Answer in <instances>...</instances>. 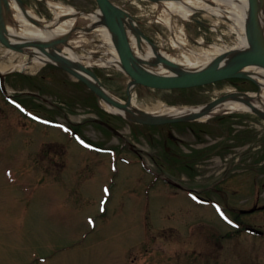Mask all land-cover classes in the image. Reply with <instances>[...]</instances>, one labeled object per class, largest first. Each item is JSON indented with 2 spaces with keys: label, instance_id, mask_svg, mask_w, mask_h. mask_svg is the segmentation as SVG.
I'll return each instance as SVG.
<instances>
[{
  "label": "rangeland",
  "instance_id": "obj_1",
  "mask_svg": "<svg viewBox=\"0 0 264 264\" xmlns=\"http://www.w3.org/2000/svg\"><path fill=\"white\" fill-rule=\"evenodd\" d=\"M25 1L26 7L42 19L49 21L55 18V12L45 0ZM55 1L78 11L98 8L95 0ZM113 1L126 8L145 33L168 54H188V50L175 40V35L197 51H211L215 43L239 47L238 34L231 29V22L223 21L207 11L199 10L191 19H185L181 16L172 17L166 12L161 14L156 1ZM33 4L39 6V10ZM168 18L176 24V34L166 23ZM101 42L102 36L95 27L88 35L73 39L71 45L81 54L92 52L96 56L106 57L107 47ZM33 59L34 56H27L26 51L12 50L0 43V62L29 63L24 69L5 71H13L6 82L8 90L25 107L18 109L10 105L0 91V264H264V235L248 233L244 229L238 236H212L207 225L210 222L200 223L196 210H201L207 216L204 206H187L180 195L168 198L165 193H161L160 188L165 185L155 178L156 161L153 158L146 153L144 158H140L138 154L124 148L122 139L86 120L85 106L77 104L82 99H76L74 95L96 105L98 101L93 92L61 70L54 72L55 78L51 81L42 79L43 73L38 76V72L46 67H31ZM92 68L116 97L126 101L129 78L124 72L116 67L94 65ZM30 75H34L37 86H45L41 93L48 99L47 102L43 97L30 95V92L38 89L30 83ZM235 86L257 91L251 82L236 79L232 83L221 81L197 87L175 97L170 92H163V97L169 100L175 98L171 103L177 100L187 103L176 106H202L234 90ZM100 102L106 107L105 102ZM157 102L151 93L134 91L133 105L143 112H150L147 108ZM100 113L134 142L138 149L154 150L147 141L130 138L137 130L123 115ZM220 116H225V121L238 116L248 118L249 122H241L229 131L232 133L245 129L243 134L251 137V142H258L259 137L264 135V122L253 118L251 112L241 111L236 114H217L208 120L191 123L199 134L198 141L215 142L222 136L216 125L220 123ZM59 125L69 128L76 125L88 136L90 143L113 148L108 152H100L86 147L71 131L66 132ZM249 125L252 128L246 130L245 127ZM157 128L144 130L158 133ZM197 140L193 138L194 143ZM246 147L213 153L209 160L200 163L198 169L210 171L212 179L229 165L230 172L235 170L236 173L227 180L238 181L241 188L255 197L257 192L264 191V155L256 151L254 155L241 156ZM236 152L242 154L238 156L234 154ZM204 179L208 177L199 176L194 183L200 185V180ZM165 190L169 192L167 187ZM251 196L243 195L240 191L237 198ZM179 205H184L187 211H180ZM258 214L242 215L241 218L248 222L255 220L264 223L263 215L255 217ZM191 220L197 226V235L190 238L183 230L186 224H180ZM213 221L218 223V220ZM212 223L210 225L217 227ZM176 224L179 225L173 230V241L163 243L162 229ZM208 234L211 238H208ZM207 240L209 244L215 240L223 248L218 250L210 246L204 254L210 255L207 261L184 251L188 246H202ZM171 244L179 245L181 252L170 259L159 253L158 248Z\"/></svg>",
  "mask_w": 264,
  "mask_h": 264
},
{
  "label": "flooded vegetation",
  "instance_id": "obj_2",
  "mask_svg": "<svg viewBox=\"0 0 264 264\" xmlns=\"http://www.w3.org/2000/svg\"><path fill=\"white\" fill-rule=\"evenodd\" d=\"M55 71H57L56 67L46 66L45 69H42L41 71L38 72V76H40L43 73L42 79L51 81L52 78H55L54 76ZM9 74L11 73H7V75H4L3 78L0 77V91L5 95L9 104L17 108V106H15V104L12 102L15 100L16 96L9 92L6 83ZM66 74L69 75L68 73ZM29 81L30 83L36 85L34 75H30ZM226 81L232 83L234 80L230 79ZM2 84H4V86ZM37 87L38 89L30 92V95L34 94L37 97L40 98L43 97V100L47 102L46 100L48 99L45 98L41 93L42 88H44L45 86L42 85L41 87L39 86ZM134 90H140V92H144V93L148 91L143 86H136ZM234 90H243V88L240 89L239 86H235ZM163 92H170L172 93L173 97L178 95V93L175 90H152V91L149 90V93L155 95V97L157 98L159 97L163 100H166L168 103H171V101L175 99L172 98V100L171 99L169 100L163 97ZM185 92H187V90L181 91L180 93H185ZM74 96L76 99L77 97H79L80 99L83 100V97L77 96V94ZM82 100L81 101L78 100L77 104L85 106L86 120L94 125L105 128L104 126L106 125L104 122L110 123V121L106 119L104 116L100 115V109L98 103L96 102V105H93V104H89V102L86 100L84 101ZM183 102L184 101L182 100H177V102L175 103L179 104ZM244 117L238 116L228 121H225L224 119L225 116L218 117L220 123L217 124V129L220 132H222V136L215 142H210L205 140L198 141L197 135L199 134L195 132L194 127L191 126L192 122L189 121L164 124V125H155L154 127L150 125L149 128L140 126L138 129H135L137 130V132H135V134L133 133V137L130 138H134V140L147 141L148 143L151 144V148H154L153 151L151 150L143 151L142 149H138L136 147V144L132 142L125 135H115L113 133V136L122 139L128 150L134 152L135 154H138L140 158H144L146 156L144 154L146 153L148 156H150L156 161L155 178L156 180H161L163 185H165V187H167V189L169 190V192H167L165 190V187L160 188L162 194L165 193L168 196V198H174L175 196L180 195L184 199V201L187 202L186 203L187 206L196 204V205L204 206L205 207L204 209H207L204 210L207 213V216L203 214L201 210L199 209L196 210L198 211V217L201 219L200 223L204 221L208 223L210 222L207 225L210 228V233L212 231V236L214 234H220L222 236H231V235L238 236L240 235V233H243L244 229H246L248 226H253L264 231V223H259L258 221L255 220L253 222L252 221L248 222L246 219L241 218L242 215H252L254 213H259L257 216H255L257 218H259L262 215L264 216V213H262V211H264V198H262L264 191L257 192V196L252 197L249 191H247L245 188H241V183H238V181L227 180L230 177L233 178L235 176V175L232 176L233 173L234 174L236 173L235 170L232 173L230 172L229 169L231 167L229 165L226 166L219 173V175H217L212 179L210 177L212 175L210 171H207L205 169H198V167H200L199 165L201 162L209 160L210 156L213 155V153L216 152L223 153L225 151H230L233 149L236 150L238 148H242L245 145L247 147L243 151L244 154L239 152H236L234 154L238 156H240L241 154H242L241 156L254 155L256 151H261V153L264 155V141L263 143H261V145H257L258 142H251L250 141L251 137L248 138L249 136H247V134H243L245 132V129H241V130L238 129L232 131V133L230 132L233 127H236L241 122L250 121L248 118L246 117L244 118ZM253 118L263 122L262 117H260L259 115H253ZM75 126H71L74 127L73 132L75 133V136L80 137L84 141H91L87 135H85L83 132L79 130V128H76ZM155 127H158L157 128L159 129L158 133H153L144 130ZM250 127L252 128V125H249L245 128L247 130V128ZM248 131L251 132V130ZM248 131H246V133ZM193 138L194 140H197L196 141L197 143H194ZM259 138L264 139V135L260 136ZM94 144H96L95 146L96 148H100L103 150L110 148L109 145H103L99 143H94ZM190 146L192 148H189ZM253 160L252 163L254 162ZM199 176H207L208 179L200 180L202 183L200 185L199 183H194L195 179ZM240 191L243 192V195H247V196L250 195L251 197L246 199L237 198ZM195 194H198L204 199L203 200L196 199ZM231 195L235 197H232ZM253 208H255L256 210L250 213L246 212ZM179 209L182 212L187 211L184 205H179ZM188 210L191 211L190 208H188ZM207 211H209L210 213H208ZM213 219L218 220V223L216 224L215 221H213ZM212 222H214L217 225V227L210 225L213 224ZM194 223L195 222H192L191 220V222L183 221V223L180 224V226L186 224V228L183 230L190 238L197 235L196 232L197 226ZM177 225L179 224H176L175 226H169L164 230L162 229L163 232L161 234V241L163 243H165L166 241H171V242L173 241L174 238L173 230L177 228ZM209 237L210 235L208 234V238ZM215 237L216 236H214L213 238ZM204 238L206 237L204 236ZM210 242L214 243V245H211V243L209 244V240H207L205 244L202 246L197 245L191 248L188 246L184 248V251L190 252V254L198 255L200 258L207 261L210 259L209 257L210 255L204 256V254L210 249V246L218 250L221 248V245L220 246L218 245L220 244L219 242H216L215 240L214 241L211 240ZM179 248H180L179 245L175 246L171 244L168 247L158 248V251L159 253H162L163 255H166L171 259L176 257L177 254L181 252Z\"/></svg>",
  "mask_w": 264,
  "mask_h": 264
},
{
  "label": "water",
  "instance_id": "obj_3",
  "mask_svg": "<svg viewBox=\"0 0 264 264\" xmlns=\"http://www.w3.org/2000/svg\"><path fill=\"white\" fill-rule=\"evenodd\" d=\"M16 1H18L23 11L27 13L26 3L23 0ZM96 1L98 3V9L64 15L61 17V20L79 18L84 14H95L100 12L104 24L112 33L114 46L118 52L123 67L122 71L131 78L128 99L126 102L121 101L106 92L104 89V83L91 66L82 63H75L70 60L66 54L62 53L63 46H72L70 41L79 30V25L73 27L67 34L51 39L50 41L30 39L16 43L11 40L8 30V22L11 23L14 20L12 17V0H0V41L10 49L20 52L25 51V48L27 47L37 48L34 54H38L39 52L46 54L51 58V61H48L47 63H54L71 73L76 79L85 82L90 89H92L109 106L133 113L134 108L132 105L131 89L137 85H143L148 89H176L197 87L229 78H243L249 79L259 86V91L257 93L260 94L262 90H264V87L262 88L263 85H261L259 81L247 71V68L250 66L264 68V33L260 25V12L264 8V0H249L250 19L246 27L248 46L238 49H229L228 51L215 56L210 63L198 69L181 68L178 63L162 55H159L156 59H140L135 54L131 45L126 26V19L135 21L133 15L112 0ZM152 1L159 2L163 0ZM28 20L38 27L42 26L44 22L31 15L28 16ZM96 26V23L91 25L83 23V29L88 31V33L94 30ZM136 30L138 39L143 37L157 49L158 46L147 37L140 27ZM159 64L166 66L170 73L159 74L149 69L150 65ZM251 98L252 95L248 92H234L214 99L201 106V109L198 111L188 112L183 115L160 116L144 113V116L135 115L127 117L136 122L148 124H165L183 120H198L202 116L207 115L217 105L232 99L247 103L250 105L252 111L264 118V109L254 105ZM108 126L114 130L115 133H120L111 125ZM250 230L260 233V231L256 229L251 228Z\"/></svg>",
  "mask_w": 264,
  "mask_h": 264
},
{
  "label": "bare ground",
  "instance_id": "obj_4",
  "mask_svg": "<svg viewBox=\"0 0 264 264\" xmlns=\"http://www.w3.org/2000/svg\"><path fill=\"white\" fill-rule=\"evenodd\" d=\"M157 3L159 5V11L161 14L162 12H166L172 17L181 16L185 19H191L193 14H195L197 11L204 10L211 15L217 16L223 21L231 22V29L237 31L238 34L239 47L235 48L229 44L220 45L215 43L213 47H211V51H197L191 47H188L186 41H184L179 36L176 37L175 35V40L182 48L188 50V54L184 56L180 54H168L159 47H157V49L154 48L153 45L143 37L138 39L136 34V29L139 27L138 23L131 19H126V26L131 45L135 54L140 59H156L159 55H162L178 63L181 68L198 69L210 63L215 56L228 51L229 49H238L248 46L246 27L250 19L249 0H163ZM49 5L55 12V19L51 21H44L42 26L36 27L30 25L28 16L31 15L37 18L38 15H36V13L30 8H26L27 13L24 12L18 1L12 0L14 20L12 22L13 24H9L8 26L11 40L16 43L24 42L30 39H36L38 41H50L51 39H55L67 34L73 27L79 25V30L76 32L74 37H72L73 39H76L77 37H83L86 34L88 35V31L83 29V23L87 25L96 23V32L100 33L102 36L101 44L107 47L106 57H98L92 52H88L87 55H84L77 52L73 46H63L62 53L68 55V58L75 63H82L87 66L99 65L102 67H116L120 70L123 69L118 52L114 46L112 33L104 24L100 12L95 14H84L79 18L61 20L62 16L69 15L71 13H77L78 10L70 5H65L64 3L55 0H49ZM166 23L171 28V30L174 31V34H176V24L171 20V18H168ZM260 25L264 33V8L260 12ZM35 50H37L35 47L25 48L27 56L30 54L34 56L31 67L44 65L46 62L51 61V58L42 52L34 54ZM28 65L29 63L27 61L19 64L13 62H0V71L5 72L15 69H24L28 67ZM149 69L159 74L170 73V71L163 64L150 65ZM247 71L250 72V74L254 76L261 85H263V88L264 68L250 66L247 68ZM104 89L110 95L119 99L108 88L105 87ZM250 95H252L251 100L253 104L264 109V90L260 94L252 93ZM105 106L112 111L119 112L122 115L130 117L135 115L144 116L145 113L141 109L135 107H133V113L109 106L107 104H105ZM200 109L201 107L170 106L163 102H157L147 108L150 113L160 116L183 115L188 112L198 111ZM250 109L251 107L247 103L230 99L214 107L207 115L202 116L201 119L206 120L208 117L217 114H223L232 111H248Z\"/></svg>",
  "mask_w": 264,
  "mask_h": 264
}]
</instances>
